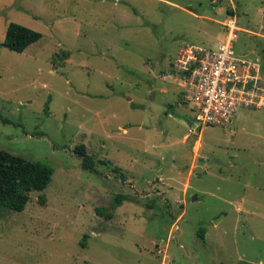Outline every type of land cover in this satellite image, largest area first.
I'll return each instance as SVG.
<instances>
[{
    "label": "rangeland",
    "instance_id": "1",
    "mask_svg": "<svg viewBox=\"0 0 264 264\" xmlns=\"http://www.w3.org/2000/svg\"><path fill=\"white\" fill-rule=\"evenodd\" d=\"M228 16L264 64V0H0V149L53 169L22 211L0 206V264H264V108L181 143L167 72ZM9 22L42 36L12 51Z\"/></svg>",
    "mask_w": 264,
    "mask_h": 264
},
{
    "label": "built area",
    "instance_id": "2",
    "mask_svg": "<svg viewBox=\"0 0 264 264\" xmlns=\"http://www.w3.org/2000/svg\"><path fill=\"white\" fill-rule=\"evenodd\" d=\"M224 39L216 46L188 44L171 63L168 76L183 87L191 118L187 128H227L244 108H264V64L236 53L235 18L224 22Z\"/></svg>",
    "mask_w": 264,
    "mask_h": 264
},
{
    "label": "trees",
    "instance_id": "3",
    "mask_svg": "<svg viewBox=\"0 0 264 264\" xmlns=\"http://www.w3.org/2000/svg\"><path fill=\"white\" fill-rule=\"evenodd\" d=\"M41 36L36 30L9 22L1 45L12 51L22 52ZM73 151L82 158L81 164L84 168L93 169L94 162L87 156L83 143L75 145ZM52 172L53 169L41 161L30 160L0 149V206L12 211H22L29 200V192L42 187ZM126 198L125 195L118 194L111 205L112 212L106 217L111 218L113 210ZM204 232V229L199 228L200 237H204Z\"/></svg>",
    "mask_w": 264,
    "mask_h": 264
},
{
    "label": "crops",
    "instance_id": "4",
    "mask_svg": "<svg viewBox=\"0 0 264 264\" xmlns=\"http://www.w3.org/2000/svg\"><path fill=\"white\" fill-rule=\"evenodd\" d=\"M239 55V54H238ZM240 56H242V55H240ZM254 59H256V58H254ZM179 84V83H178ZM179 86L182 88L181 90H182V93H183V87L179 84ZM246 109H248V108H246ZM101 111H103V110H101ZM176 108H172V110H171V108L169 109V112H170V115L172 116H174V117H180L181 115L176 111ZM239 114V113H238ZM237 114V115H238ZM184 117V120L182 121V125L183 126H185L186 125V129L188 130V128H187V124H188V121H190V118H191V113H190V116L189 117H186V116H183ZM236 118V117H235ZM234 118V119H235ZM177 121H179L178 119H177ZM184 122V123H183ZM185 124V125H184ZM203 129V128H202ZM201 129V130H202ZM201 130H199L198 132H195V133H191V132H185L184 133V135L182 136V139H181V143H184L185 142V138L189 135V134H195L197 137H199L200 138V134H201ZM189 131V130H188Z\"/></svg>",
    "mask_w": 264,
    "mask_h": 264
}]
</instances>
